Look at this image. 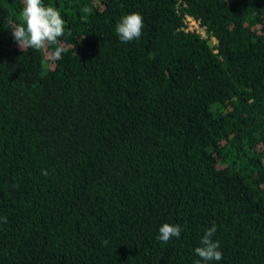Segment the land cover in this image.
<instances>
[{
	"label": "trees",
	"instance_id": "16d2710c",
	"mask_svg": "<svg viewBox=\"0 0 264 264\" xmlns=\"http://www.w3.org/2000/svg\"><path fill=\"white\" fill-rule=\"evenodd\" d=\"M42 2L65 22L54 62L0 0V264H195L213 224L210 264H264V0Z\"/></svg>",
	"mask_w": 264,
	"mask_h": 264
},
{
	"label": "clouds",
	"instance_id": "9594fccd",
	"mask_svg": "<svg viewBox=\"0 0 264 264\" xmlns=\"http://www.w3.org/2000/svg\"><path fill=\"white\" fill-rule=\"evenodd\" d=\"M19 23L10 22L11 35L23 52L26 49L41 51L48 46L54 45L50 53V60L56 61L62 58L67 49L61 43L60 38L65 34V22L60 11L52 6H45L42 0H23V8L20 13ZM144 26L143 17L138 12H132L121 17L116 24L115 32L119 40L129 43L138 40L142 35ZM0 223H7L6 217H0ZM182 228L178 224L164 223L159 227L157 240L167 243L173 238H179ZM217 231L215 224L206 229L201 238L200 246L194 249L200 258L195 264H210L212 261H220L222 252L218 241L212 237Z\"/></svg>",
	"mask_w": 264,
	"mask_h": 264
},
{
	"label": "built area",
	"instance_id": "2783aa9c",
	"mask_svg": "<svg viewBox=\"0 0 264 264\" xmlns=\"http://www.w3.org/2000/svg\"><path fill=\"white\" fill-rule=\"evenodd\" d=\"M183 28L189 31H199L203 35L205 34L204 28L201 26L199 19L190 14L184 15Z\"/></svg>",
	"mask_w": 264,
	"mask_h": 264
}]
</instances>
